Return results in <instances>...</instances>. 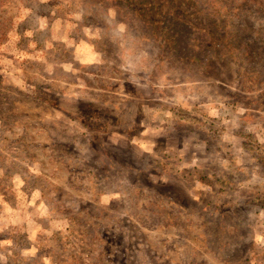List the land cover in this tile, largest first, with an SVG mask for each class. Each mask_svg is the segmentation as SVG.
Masks as SVG:
<instances>
[{
  "label": "clouds",
  "instance_id": "clouds-1",
  "mask_svg": "<svg viewBox=\"0 0 264 264\" xmlns=\"http://www.w3.org/2000/svg\"><path fill=\"white\" fill-rule=\"evenodd\" d=\"M0 264H264V0H0Z\"/></svg>",
  "mask_w": 264,
  "mask_h": 264
}]
</instances>
